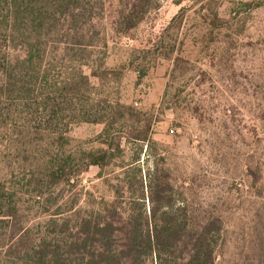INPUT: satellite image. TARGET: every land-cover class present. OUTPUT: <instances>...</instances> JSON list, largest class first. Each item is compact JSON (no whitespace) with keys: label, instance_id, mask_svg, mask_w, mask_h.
<instances>
[{"label":"trees","instance_id":"obj_1","mask_svg":"<svg viewBox=\"0 0 264 264\" xmlns=\"http://www.w3.org/2000/svg\"><path fill=\"white\" fill-rule=\"evenodd\" d=\"M163 1L0 0V264H217L223 217L195 208L170 168L144 178L136 160L110 200L82 183L93 167L104 179L123 140L154 143L146 122L116 130L140 112L99 91L126 67L105 65L103 22L134 40ZM146 60L127 63L140 80ZM79 123L103 124V147L70 150Z\"/></svg>","mask_w":264,"mask_h":264},{"label":"rangeland","instance_id":"obj_2","mask_svg":"<svg viewBox=\"0 0 264 264\" xmlns=\"http://www.w3.org/2000/svg\"><path fill=\"white\" fill-rule=\"evenodd\" d=\"M103 28L105 65L126 67L99 91L140 112L116 130L131 135L146 122L154 143L123 140L104 179L93 167L83 185L110 200L136 160L144 178L157 163L170 168L195 208L223 217L217 264H264V0H164L134 40L116 37L109 18ZM132 55L147 57L141 80ZM104 129L73 125L69 149L103 147Z\"/></svg>","mask_w":264,"mask_h":264}]
</instances>
